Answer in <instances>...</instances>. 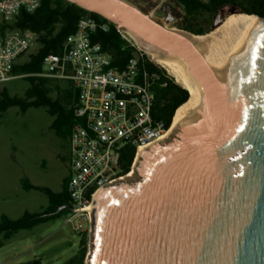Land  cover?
Returning a JSON list of instances; mask_svg holds the SVG:
<instances>
[{
    "label": "water",
    "instance_id": "95a60500",
    "mask_svg": "<svg viewBox=\"0 0 264 264\" xmlns=\"http://www.w3.org/2000/svg\"><path fill=\"white\" fill-rule=\"evenodd\" d=\"M68 1L146 52L182 61L203 93L173 139L135 158L139 179L94 198L86 264H264V16L218 73L205 64L203 34L169 27L133 0ZM237 11L220 8L214 27Z\"/></svg>",
    "mask_w": 264,
    "mask_h": 264
},
{
    "label": "built area",
    "instance_id": "2783aa9c",
    "mask_svg": "<svg viewBox=\"0 0 264 264\" xmlns=\"http://www.w3.org/2000/svg\"><path fill=\"white\" fill-rule=\"evenodd\" d=\"M41 0H0V82L20 75L13 65L33 47L39 46L38 33L6 26L20 11L34 12ZM107 24L83 16L74 33L63 43L61 53L50 52L43 58L38 75L70 80L79 90L74 107L76 122L70 136V207L66 223L75 229L92 221V203L97 192L127 179L121 166L122 149L128 145L149 147L167 132L165 123L154 116L156 71L140 68L146 53L134 37L119 29L137 49L124 68L113 66L112 54L94 42L91 34ZM147 54V53H146ZM134 163V162H133Z\"/></svg>",
    "mask_w": 264,
    "mask_h": 264
},
{
    "label": "trees",
    "instance_id": "16d2710c",
    "mask_svg": "<svg viewBox=\"0 0 264 264\" xmlns=\"http://www.w3.org/2000/svg\"><path fill=\"white\" fill-rule=\"evenodd\" d=\"M184 9V20L180 28L195 34H205L209 31L211 22L206 15L220 8L235 6L237 12L253 13L264 16V0H177ZM83 16H92L107 24L106 29L100 28L91 34L94 42H100L103 49L113 56V66L124 68L133 52L135 45L124 38L117 26L102 15L88 11L68 0H41L40 7L34 12L20 11L15 20L6 26L30 29L38 33L39 46L28 58L13 65L12 73L20 75L30 82V86L23 95L11 94L5 87L0 95V113L10 107L19 106L23 111L30 107H46L53 115L52 128L60 136H71L72 127L76 122L74 107L79 98V90L73 83L69 87L56 84L57 95L53 96V89L49 84V77L38 75L43 69V58L50 52L61 53L66 38L74 33L77 24ZM24 55L21 56V58ZM141 69L156 71L159 78L154 79L152 90L155 93L154 116L165 123L168 129L177 109L189 98V89L184 87L175 77L170 75L165 67L150 60L144 53L140 61ZM136 147L126 146L121 153L123 172L131 170L135 160ZM70 177L63 182L61 191H54L50 187L33 184L28 179L22 181L26 189H36L44 192L48 197V205L41 211H25L22 216L12 218L3 214L0 218V247L5 240L11 238L21 229H31L36 225L55 219L69 211L70 195L68 183ZM89 250L88 236L84 234L79 242L76 253L62 264H86ZM17 264H42L34 258Z\"/></svg>",
    "mask_w": 264,
    "mask_h": 264
},
{
    "label": "rangeland",
    "instance_id": "374dc122",
    "mask_svg": "<svg viewBox=\"0 0 264 264\" xmlns=\"http://www.w3.org/2000/svg\"><path fill=\"white\" fill-rule=\"evenodd\" d=\"M133 1L167 26L180 28V16L175 14V18H169L165 12L169 0ZM178 8L184 13L181 6ZM210 19L211 22L207 24L209 31L205 34L218 27H214V19ZM37 49L38 46L30 49L22 60H26ZM146 53L151 61L162 66L153 59L151 53ZM168 73L172 75L170 71ZM56 84L61 87L69 85L62 79L52 80L50 86L53 96L57 95ZM29 86L27 79L17 76L0 82V95L5 87L11 94L23 95ZM54 118L44 106L30 107L26 111L14 106L0 113V218L3 212L12 218H18L27 210L41 211L48 205V197L44 192L27 190L22 186V180L28 179L33 184L61 191L64 180L70 177V137L57 134L52 128ZM172 126L173 124L164 139L166 141L176 136ZM134 176L130 179H139L136 171ZM67 216L68 213L62 214L31 229L16 232L0 247V264H17L34 258L40 259L42 264H62L76 253L84 234L88 236L90 250L91 222H86L78 230L74 223H66Z\"/></svg>",
    "mask_w": 264,
    "mask_h": 264
},
{
    "label": "bare ground",
    "instance_id": "6f19581e",
    "mask_svg": "<svg viewBox=\"0 0 264 264\" xmlns=\"http://www.w3.org/2000/svg\"><path fill=\"white\" fill-rule=\"evenodd\" d=\"M260 18L255 14L238 12L225 17L224 21L208 34L196 36L197 42L205 50V64L218 73L223 72L232 63L237 54L245 47L252 38ZM153 59L168 69L176 81L189 89L190 97L186 103L181 105L173 120L174 130L177 131L182 121L199 109L203 99L202 91L194 84L189 76L187 68L182 61L174 58L162 59L155 53H151ZM171 124V125H172ZM171 126L160 139H166ZM159 140V141H160ZM147 147H141L136 159H140ZM135 168L127 175V178L135 177ZM100 189L95 198L102 192Z\"/></svg>",
    "mask_w": 264,
    "mask_h": 264
},
{
    "label": "flooded vegetation",
    "instance_id": "af4514ba",
    "mask_svg": "<svg viewBox=\"0 0 264 264\" xmlns=\"http://www.w3.org/2000/svg\"><path fill=\"white\" fill-rule=\"evenodd\" d=\"M166 5H168V8L167 9L165 8V12H166V14H167V16L169 18H175L176 15H179L180 18L182 19V21L184 20V16H185L184 13H181L179 11V8H178V6H181L182 7V5L177 0H169ZM218 10L215 11V12H209V13H207L206 17L207 18L212 17V19H215Z\"/></svg>",
    "mask_w": 264,
    "mask_h": 264
},
{
    "label": "crops",
    "instance_id": "0c3cea01",
    "mask_svg": "<svg viewBox=\"0 0 264 264\" xmlns=\"http://www.w3.org/2000/svg\"><path fill=\"white\" fill-rule=\"evenodd\" d=\"M20 61H23L22 60V58L20 59ZM52 80H57V79H55V78H49V84H50V82L52 81ZM60 80V79H59ZM62 80H65V79H62ZM65 81H67L68 82V86H66V87H69L70 86V84L72 83L70 80H65ZM23 181V180H22ZM22 186H23V184H22ZM24 187V186H23ZM25 188V187H24ZM28 190V189H27ZM30 190V189H29ZM3 214H6V212H3L2 214H1V216L3 215Z\"/></svg>",
    "mask_w": 264,
    "mask_h": 264
}]
</instances>
